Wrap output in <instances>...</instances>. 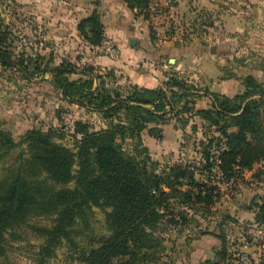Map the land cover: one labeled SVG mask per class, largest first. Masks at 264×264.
<instances>
[{"label": "trees", "instance_id": "16d2710c", "mask_svg": "<svg viewBox=\"0 0 264 264\" xmlns=\"http://www.w3.org/2000/svg\"><path fill=\"white\" fill-rule=\"evenodd\" d=\"M123 1L150 20L153 0ZM79 32L90 45L102 44L104 25L98 11L80 22ZM11 36L0 15L1 66L17 68L30 81L35 75L51 74L52 86L65 101L98 113L108 126L94 131L89 123L77 122L76 152L56 142L62 135L53 128L30 130L20 143L0 130V161L19 145H26L28 152V158L0 180V244L5 234L31 218L46 217L50 226H31L44 239L41 264L56 257L64 244L73 250L77 264H158L163 249L159 229L164 223L186 224L187 209L214 205L220 197V189L209 184L214 176L228 184L264 162V85L253 76L243 79L242 94H212L211 107L197 109V87L176 74L155 89L114 87L107 81L114 72L96 75L95 69L79 71L70 62L51 66L32 57L26 64L23 59L14 61ZM73 75L81 77L72 79ZM187 115L199 118L214 134L203 133L207 141L201 167L174 164L160 172L143 133L161 140L163 126L176 120L186 128ZM197 173L206 179H198ZM175 202L181 205L176 214ZM95 207L111 210L109 234L81 248L77 237L88 228ZM252 209H257L255 222L264 224V203H253ZM225 236L216 261L208 264H230Z\"/></svg>", "mask_w": 264, "mask_h": 264}, {"label": "rangeland", "instance_id": "374dc122", "mask_svg": "<svg viewBox=\"0 0 264 264\" xmlns=\"http://www.w3.org/2000/svg\"><path fill=\"white\" fill-rule=\"evenodd\" d=\"M155 2L159 5L154 11V17H151L148 22L156 41L162 48L167 47L168 50L162 56L157 53L150 56L151 64L147 65L150 69L146 67V64L134 65V74H140L143 77L146 74H153L158 80L155 83L159 82L161 87L164 86L168 77L176 74L179 78L192 83L198 91L206 92L208 72L203 70L202 65L207 60L220 61L224 57L227 65L225 73L228 76L229 71H232L231 67L237 66L242 78H245L247 74H256L258 78H254L264 85V38L260 35L262 34L260 33L261 25L256 24L255 21L248 23L247 29L241 33V36L235 38V44L229 46L230 52H227L226 47V53L222 46L219 47L218 52L213 51L212 47L217 45V39L214 35L212 38L206 36L211 34L208 30L209 26L218 27L214 24L218 17H230L234 12H243L244 5L248 10L253 9L250 0L223 2L216 0L208 7H204L199 0H194L195 4L187 1L184 5L180 0H155ZM12 5L11 0H0V15L12 35L10 46L14 53V61L23 59L26 64L32 57L33 60L50 63L51 66L70 62L75 64L79 71L89 68L94 72L95 69L96 75H108L114 72V76H109L110 78L107 79L114 87L131 88L134 85L125 74L115 69L93 66L101 55H95L93 52L86 53L81 44L79 47L65 49L64 52L57 51V45L51 42L46 47L44 42L45 48H43L38 36L32 40V37L27 34L26 18L18 17L19 26L13 25ZM229 38L233 37L230 35ZM202 49L207 50V55ZM233 58L235 65L232 63ZM172 59L176 60L175 63L170 62ZM157 69L160 72L155 73ZM80 77V75H73L72 79ZM52 80L51 74L42 76L38 74L35 75L34 80L30 81L26 78V74L17 68L0 65V130L11 133L15 142L20 143L30 130L46 132L53 128L62 135L57 137L56 142L76 152L74 129L77 122L89 123L94 131L106 129L108 122L96 112L63 100L61 93L52 86ZM201 92L196 96L197 109L209 108L211 100L203 99L205 95ZM185 117L189 120L186 128H183L182 124L177 123L176 120L164 126L167 138L163 141L152 140L147 132L143 133L152 159L160 163L158 166L160 172L163 168L174 164L194 163V166L201 167L203 144L207 141L203 133L208 134V137L214 134L211 128L206 129V124L199 118L189 119V115ZM194 128L197 129L194 130ZM25 158H28L26 145H19L4 155L0 161V180L9 175L12 170L17 169ZM197 178L206 179L198 173ZM218 178V175L214 176L209 182L210 185L220 189V197L214 205L208 208L187 209L189 215L186 224L173 226L164 223L160 227L159 235L163 249L162 259L158 264H208L209 261H216L217 254L223 248L219 232H215L216 227L220 225L218 222L229 215V203L238 193L241 181L228 185L223 184ZM174 208L176 214L181 205L175 202ZM110 211V209L93 208L88 228L77 237L79 247H88L92 241L109 234L107 212ZM253 222L255 220L225 224V226L229 225L227 229L224 228L229 253L228 263L235 264L236 256L238 257L241 251L249 264H256L255 259L258 257L255 254V248L241 243L243 236L238 229L241 224ZM51 224L49 218L33 217L27 225L11 231L10 234H5V240L0 244V264H41L39 251L44 239L37 235L31 226H50ZM11 233H16V236L12 237ZM1 249L4 250V254ZM75 257L73 250L64 244L57 250L56 257L45 264H77Z\"/></svg>", "mask_w": 264, "mask_h": 264}, {"label": "crops", "instance_id": "0c3cea01", "mask_svg": "<svg viewBox=\"0 0 264 264\" xmlns=\"http://www.w3.org/2000/svg\"><path fill=\"white\" fill-rule=\"evenodd\" d=\"M97 1L99 4H96ZM187 1L195 4L194 0H180L183 5ZM199 1L202 2L204 7H208L214 4L216 0ZM11 2H13L11 14L13 25L15 27L19 26L18 17L26 18L27 34L32 37V40L35 36H38L43 48L48 46L49 42L55 43L59 52H64L65 49L73 46L79 47L81 44L86 53L93 52L95 54L92 45L81 36L79 25L82 20L91 17L95 11H98L101 22L104 25L105 40H111L117 46L119 57L114 59L101 55V58H98L93 66L101 67L102 69H115L117 72L125 74L127 79H130L134 85L139 87L152 89L161 87L159 82L158 84L155 83L158 80L153 74H146L144 75L145 77L140 76V74H134V65L137 63L146 64L147 67V65L151 64V55L153 56L157 53V55L162 56L168 50L167 47L162 48L156 38L153 39L151 25L139 9H130L123 0H11ZM218 2L220 1L218 0ZM250 3L254 7L253 9L248 10L244 5L243 9L245 11L234 12L230 17H218L214 23L218 27H208L211 34H206L207 38L215 36L217 39V45L212 47L213 51L216 50L218 52L219 47L222 46L225 48V53L226 47L228 48L227 52H230L229 46L231 47L235 44V38L241 36V33L247 29V24L251 21H255L256 24L262 26L260 30L262 34L260 35L264 38V17H262L264 15V0H250ZM230 35L233 38H229ZM202 50L207 55V50ZM234 60L233 58V62H231L235 65ZM202 67L204 71L208 72V79L205 86L206 92L199 91V94L201 92V94L205 95L203 99L211 100L209 103L210 107L213 103L212 94L233 98L244 92V77L242 78L239 74L237 66L231 67L230 70L232 71H229L230 75L228 76L225 73L227 65L224 57L220 61L207 60ZM156 72H160V70L157 69V71L155 70ZM248 75L258 78L256 74H247L246 76ZM163 130V139L157 140L150 136L152 140L163 141L167 138L164 126ZM144 142L145 144L147 143L146 140ZM236 181H240V189L234 196L233 201L229 203L230 213H228L227 218L218 222L220 225L216 227L217 231L215 232H219V239H222V234L226 232L224 228L229 226H225L226 223L232 224L236 221L251 222L255 220L257 209H252L253 203H264V162L256 164L251 171H245L243 176Z\"/></svg>", "mask_w": 264, "mask_h": 264}, {"label": "built area", "instance_id": "2783aa9c", "mask_svg": "<svg viewBox=\"0 0 264 264\" xmlns=\"http://www.w3.org/2000/svg\"><path fill=\"white\" fill-rule=\"evenodd\" d=\"M159 4L152 1L150 6L151 17H154V11H156ZM160 36V33H158ZM92 49L96 55H106L111 58L117 59L119 57V49L111 40H104L101 45L92 46ZM235 183L231 181L228 185ZM240 230L243 239L241 243L247 246H253L255 248L256 264H264V224H259L257 222L253 223H244L241 224L238 228ZM235 264H249L248 259L242 255L240 251L238 257L236 256Z\"/></svg>", "mask_w": 264, "mask_h": 264}, {"label": "water", "instance_id": "95a60500", "mask_svg": "<svg viewBox=\"0 0 264 264\" xmlns=\"http://www.w3.org/2000/svg\"><path fill=\"white\" fill-rule=\"evenodd\" d=\"M171 63H175V60H172Z\"/></svg>", "mask_w": 264, "mask_h": 264}]
</instances>
